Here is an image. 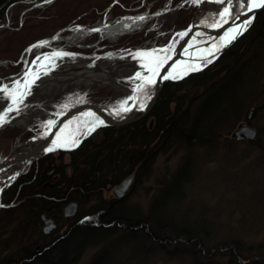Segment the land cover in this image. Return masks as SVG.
Returning <instances> with one entry per match:
<instances>
[{"label":"trees","instance_id":"1","mask_svg":"<svg viewBox=\"0 0 264 264\" xmlns=\"http://www.w3.org/2000/svg\"><path fill=\"white\" fill-rule=\"evenodd\" d=\"M65 1L0 0V79L19 70L18 58L27 45L49 40L61 28L56 44L38 50L103 52L117 47H152L157 43L151 40L150 28L157 11L169 0H100L93 5L91 0H74L65 4L66 8ZM58 3L63 9L53 15ZM192 11L190 8L170 32L187 27ZM141 16L145 19L138 20ZM253 17L243 35L211 64L166 81L147 119L122 127H100L68 151L70 174L62 162L63 151L47 153L26 165L2 193L0 264H77L85 249L99 244L102 249L87 264H102L116 236L120 240L148 239L161 248L183 240L193 247L194 256L202 252L210 257L216 251L234 264H264V243L248 245L233 237L208 249L201 242L207 234L176 226L154 216L152 210L146 216L129 213L122 198L103 196L107 187L131 174L135 183L148 177L157 156L173 151L174 145L212 146L226 136L227 125L236 121L246 105L239 102L246 70L264 48V9ZM28 22L31 25L26 29ZM78 24L105 26L87 38L83 30L76 31ZM253 107L252 115L245 119L251 122L253 116L262 114L258 137L251 140L259 146V134L264 135V103ZM17 134L13 127L0 129V159L9 152ZM72 200L79 209L74 216L64 217L63 207ZM44 213L56 221L49 233L42 229Z\"/></svg>","mask_w":264,"mask_h":264},{"label":"rangeland","instance_id":"2","mask_svg":"<svg viewBox=\"0 0 264 264\" xmlns=\"http://www.w3.org/2000/svg\"><path fill=\"white\" fill-rule=\"evenodd\" d=\"M77 1L83 3L79 0ZM99 1L91 0L90 2L93 5V3ZM170 1L157 11L154 25L149 31L151 40L157 43L152 47H157V50L166 49L171 46L173 41L178 37L180 30H182L180 29L178 32L171 33L172 27L178 21L182 22L187 17L190 8L193 9L192 18L196 3L201 0H181L177 4H171ZM73 2L74 0H66L63 5H70ZM63 5L58 3L57 9H54L56 13H53V15L61 12L63 9L61 6ZM67 5H65V8ZM16 8H14L15 11H18ZM210 11L211 9L205 10L206 13ZM19 14L21 17L23 12L21 11ZM130 18L134 19L135 17L130 16ZM218 20H221V16ZM213 21H216V19L210 18L209 22L208 20H204L201 23L207 25ZM26 24L24 26H27V29L31 25V22ZM78 26L80 30H83V36L88 38L98 32L92 31V29H100L105 25L87 27L86 25L78 24L76 28ZM56 32L47 40L49 41L48 44H56L57 41L53 39L58 35ZM243 33L238 37L242 36ZM40 41L45 40L29 44L21 51L18 58V62H20L19 70L1 78L0 87L9 85L10 88L14 89V81L18 79L22 83L24 73L28 68H31L33 61L40 54L51 55L56 50L65 51L56 48L40 51L38 47L32 49L31 52L26 51L30 46ZM162 41L165 44H160ZM112 50L121 51L130 49L117 47L105 51ZM70 51L83 53L86 56H92V53L105 52ZM77 56H69L73 58L68 62L69 65L73 66L76 64L74 59ZM146 58L154 60V57ZM250 65L244 77L246 82L243 88L244 94L239 98L242 106L246 105L244 110L239 113L236 121L227 125L229 127L226 134L227 137H222L212 146L207 143L203 146L174 145L173 151L159 154L153 165L152 173L137 183L132 180L125 195L121 197L129 213L146 216L152 210L154 216L171 221L176 226H188L192 230H199L201 235H208H205L206 238H202L203 241H201L208 249L217 246L221 241H229L233 237L242 239L248 245L264 243V135L259 134L258 141L261 143L259 146L256 145L257 143H252L251 141L258 137V130L260 124L263 122V116L262 114L255 115L252 117L251 122L245 119L248 114L252 115L253 106L264 103V48L261 47L257 57L255 56V58L251 59ZM53 72L54 70L51 72L47 71L50 75ZM135 80V77L131 78L132 84ZM118 86L119 84L113 81L96 80L88 83L87 80L81 79L78 82L68 83L63 90L57 93V98L81 97L89 102L109 107H116L127 101L126 105H128L130 102L129 92L131 86L129 88L125 87V89H121ZM41 94L42 91L39 86L33 83L25 98ZM32 107L35 108L37 106L32 105ZM47 116L46 121L53 119V115L48 114ZM20 117H26V114L19 115L14 119ZM148 117L149 115L145 119ZM240 122L254 126L257 130L256 137L253 139H236L232 137L231 133ZM151 123L150 121L149 124L151 125ZM7 126L18 130L17 138L13 142L12 148L15 144L25 141L29 136L41 131L44 124L43 122H36L27 128L12 125ZM2 148L3 146L0 143V151ZM58 151L60 150L53 152L57 155ZM187 154L190 156L189 158H186ZM62 162L66 164V172L70 174L71 168L67 165L69 162L68 152L63 154ZM175 175L177 178H175ZM51 183H53V180ZM119 183L107 187L104 190L103 196L107 199L117 198L113 193V187ZM78 209L79 205L77 203ZM44 215L51 217L46 213ZM54 223L56 225V221ZM60 223L62 224V222ZM24 240H27V236L24 237ZM102 247L103 245L99 244L85 249L77 264L89 263L91 258ZM192 251L193 247L183 240L177 244L175 242L169 243L161 248L158 243L151 242L148 239L145 241L141 238L137 240L123 238V240H120L116 236L111 239L108 250L109 254L102 264H234L227 256H220L216 251L210 257L205 256L206 254L202 252L199 254L195 253L196 256H194ZM251 252H255V250ZM262 252H264V249ZM253 264L262 263L255 262Z\"/></svg>","mask_w":264,"mask_h":264},{"label":"water","instance_id":"3","mask_svg":"<svg viewBox=\"0 0 264 264\" xmlns=\"http://www.w3.org/2000/svg\"><path fill=\"white\" fill-rule=\"evenodd\" d=\"M210 5L212 6V9L209 13H206V7H209ZM225 7H229L233 12V17L228 19V23H224L222 19L218 20ZM262 9H264V7L256 8L252 12H247V14H244L243 11L237 6V0H233L231 4H228L226 0H201L197 2L191 22L186 28L180 30L178 37L169 47L171 51L168 53V55L171 58L160 66L158 70L159 75L155 77L156 82L152 85H145V88L142 92H137L135 90L136 86L140 84L141 81L136 79L130 87V102L128 105H126L130 111L122 112L119 116L115 114V109L119 106H103L89 102L81 97H68L62 99L57 98V100H52L51 102H48L47 100L26 101L21 105L22 107H20L19 113L15 112L9 115L11 117L9 122L0 127V129L7 125L18 127V125H15L13 122L14 118L24 113H28V109H30L32 105H36L38 109H47V107H50L52 113L49 114L53 115V119L50 121H53L54 123L49 127L47 126L49 120L45 121L41 131L29 136L25 141L15 144L8 154L0 160V189H2V191H0V205L2 202V193L4 189L9 186L17 177H19L26 165L33 162L37 158L50 153L48 148L53 147V141L56 140L58 136L65 138V133L68 131L67 128L70 125L69 122L71 120L79 119L78 122H80V125H82V130H79L77 134L73 133L71 137H69H75L80 141V144L83 139L93 132H89L88 129L97 120H103L104 123L103 125L96 127V129L105 126L122 127L145 119L151 113L162 86L166 81L178 80L184 74L191 72L187 70L189 65H198L199 68H202L211 64L212 61L221 55L223 50L232 44L234 39L240 34L236 35L234 39H229L227 42H225L224 46L219 47L218 51H215L214 55L207 56L208 50L206 49L212 45V42L224 36L227 32H230L232 28L239 26L242 22L247 21L249 17H252V22L255 13ZM237 13L240 14L239 19L234 18L235 14ZM210 18H215L216 21H213L207 25L201 23L203 20H210ZM249 25L250 23L247 25V27ZM247 27L242 30V33L247 29ZM61 30L57 31L56 34L61 32ZM153 50H157V47L134 48L130 50H121V52L129 53L135 56L137 52H152ZM57 51L86 56L83 53L74 51L56 50L55 52ZM114 51L118 50L92 54L103 57ZM201 57L210 59L211 63H207L206 59H201ZM154 60H151L149 67L153 65ZM46 71L51 72L53 70L49 68L46 69ZM140 71L142 75H151V73H149L145 67L141 68ZM166 75L176 76L177 78L163 79L162 77ZM135 76L136 74L132 75L130 78ZM23 81L21 86H23ZM142 103L145 106L141 109L140 104ZM10 105L11 104L6 105V108H8ZM256 132L257 130L254 126L249 125L248 123L246 124L244 122H240L237 124V128L231 133V136L235 137L236 139H253L256 137ZM74 148L76 147L71 149L57 148L56 150L70 151ZM133 177L134 175L131 174L122 179L119 184L113 187V193L115 197L121 198L125 195L133 180ZM76 210L77 202L73 200L69 201L63 207V215L65 217H70L76 212ZM42 220V228L45 232H49L55 227V223L51 217L43 214Z\"/></svg>","mask_w":264,"mask_h":264},{"label":"bare ground","instance_id":"4","mask_svg":"<svg viewBox=\"0 0 264 264\" xmlns=\"http://www.w3.org/2000/svg\"><path fill=\"white\" fill-rule=\"evenodd\" d=\"M204 21V20H203ZM202 21V22H203ZM209 22V20H208ZM209 24V23H208ZM231 37V33L227 32L224 36L216 39L213 44H216L219 48L221 43L227 42ZM209 46L206 50H209ZM46 54H40L39 56L43 57ZM75 65H69L70 58L65 56L63 58L53 57V64L49 65V68L54 70L53 74H44L46 69L40 67V62L32 64L31 69L33 76L36 72L40 73L39 79H36L35 84L39 86L42 91L41 95L26 97L23 99V104L26 101H43L47 100L51 102L52 100H57V93L60 90H63L68 83H73L74 81L85 79L88 83L93 81H113L119 84L118 87L121 89L125 87H130L132 85L131 76L140 73L143 65H149L152 59L143 57L136 58L129 53H122L121 51H114L106 56L99 57L97 55L92 56H82L78 55L75 57ZM48 61H44V64H48ZM57 70V71H56ZM86 74H88L86 76ZM11 104V99L0 94V111H6V105ZM22 104L19 105V107ZM15 113V111L9 113V115ZM52 113L51 108L47 109H38L37 107H31L26 113V117H20L14 119L13 122L15 125H18L22 128H27L36 122H45L48 118V114ZM25 114V113H24ZM79 119H73L69 122L67 128L68 131L65 133V138L71 137L73 133H76L79 130H82V125L78 122ZM84 122V121H83ZM84 129V127H83Z\"/></svg>","mask_w":264,"mask_h":264},{"label":"snow or ice","instance_id":"5","mask_svg":"<svg viewBox=\"0 0 264 264\" xmlns=\"http://www.w3.org/2000/svg\"><path fill=\"white\" fill-rule=\"evenodd\" d=\"M46 3H51L52 0H45ZM228 4L232 3V0H226ZM237 6L243 11L244 14H247V12H252L254 9L259 8V7H264V0H237ZM239 13L235 14V19H239ZM221 19L223 20L224 23H228V19L230 17H233V12L229 7H225L223 12L220 14ZM138 20H144L145 17L141 16L137 18ZM252 17H249L247 21L242 22L239 26L232 28L230 30L231 37L230 39H234L236 35L242 34V30L247 27L249 23H251ZM219 26V25H215ZM127 27V26H126ZM76 31H80L79 26L77 27ZM92 31H101V29H92ZM55 39V37L53 38ZM49 41H40L37 44H33L30 46L28 49H26L27 52H31L32 49L37 48V47H44L47 45ZM224 44L221 43L219 47H223ZM171 51L170 48L166 49H160V50H153L152 52H137L135 54L136 58H143V57H155V60L153 62V65L149 67V65L145 64L143 67L146 68V70L151 73V75H142L141 73H136L135 79H138L141 81L140 84L136 86V91L137 92H142L145 88V85H152L154 84L155 77L159 75V68L162 64H164L168 59L171 57L168 55V53ZM215 51H218V47L216 44H213L212 47L207 51V56H212L214 55ZM74 54L72 53H67V52H53L51 55H44L43 57L37 56L36 59L33 61V64H36L38 61L40 62V67L49 69V65L53 64V57L56 58H63L65 56H73ZM201 59H206V57H201ZM44 61H48V64H44ZM207 63H211L210 59H206ZM188 71H196L199 70L198 65L193 66L189 65L187 68ZM44 74H47V71H45ZM40 73L36 72L33 76V72L31 68H28V70L24 73V81H23V86H21V80H16L14 81L15 88H10L9 85H4L0 87V94H3L4 96L8 97L11 99V105L6 109V111H0V127L4 126V124L8 123L10 120L9 113L15 111L19 113L20 111V104H23V98L28 94L30 91L31 85L35 83L36 79H39ZM163 79H175L177 78L176 76H171V75H166L162 77ZM182 78V77H180ZM150 98V97H149ZM127 101L121 103L118 108L115 109V114L119 116L122 112H128L130 109L126 107ZM145 105L142 103L140 104V108L142 109ZM53 121H48L47 126H52ZM104 121L103 120H97L95 123H93L88 131H94L96 127L103 125ZM79 140L76 139L75 137L72 138H61L57 137L56 140L53 141V147L48 148V151H54L57 148H62V149H71L73 147H77L79 145ZM2 191V189H0ZM2 206V205H0Z\"/></svg>","mask_w":264,"mask_h":264},{"label":"flooded vegetation","instance_id":"6","mask_svg":"<svg viewBox=\"0 0 264 264\" xmlns=\"http://www.w3.org/2000/svg\"><path fill=\"white\" fill-rule=\"evenodd\" d=\"M212 1V0H209ZM208 10L212 9V6L210 5L209 7H206ZM63 152H68V151H63ZM53 187V185H52ZM56 226V225H55ZM43 229V228H42ZM53 230V229H52ZM52 230H50L49 232H51ZM44 231V230H43ZM45 232V231H44ZM49 232H45V233H49Z\"/></svg>","mask_w":264,"mask_h":264}]
</instances>
